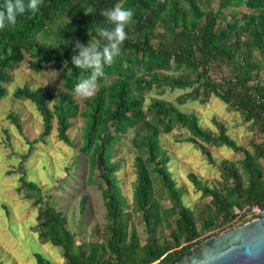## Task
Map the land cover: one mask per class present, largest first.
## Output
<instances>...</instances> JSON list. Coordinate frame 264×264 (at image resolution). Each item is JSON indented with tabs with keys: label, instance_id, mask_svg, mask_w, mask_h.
I'll return each mask as SVG.
<instances>
[{
	"label": "trees",
	"instance_id": "16d2710c",
	"mask_svg": "<svg viewBox=\"0 0 264 264\" xmlns=\"http://www.w3.org/2000/svg\"><path fill=\"white\" fill-rule=\"evenodd\" d=\"M208 0H43L37 13L19 16L15 26L0 30V100L7 94L5 83L11 78L8 68L31 56L30 67L36 71L49 68L62 70L65 90L55 93L18 87V99L31 100L40 111L44 131L30 142V156L35 142L50 135L54 118L58 120V135L71 144V119L84 118L81 152L87 156L90 180L96 174L107 208L106 242L79 243L68 228L64 212L55 206L53 195L46 194L36 180L29 179L21 168L18 189L38 207L40 237L63 249L66 264H174L208 237H203L191 206L183 201L168 163L170 157L161 144V134L170 133L176 126L189 131L183 141L196 144L211 162L208 146H227L245 157L237 166L228 163L220 169L226 185L213 188L196 174L190 179L199 191L212 197L214 210L202 228L221 226L216 234L242 225L250 220L251 210L264 208V144L254 151L239 144L224 125L215 132L201 125L199 118L181 110L168 101L144 106V92L170 88L190 91L177 102H209L212 96L222 99L240 111L246 121H253L264 132V0H219L218 8L208 7ZM246 7L248 12L226 19L229 7ZM113 7L131 8L133 17L125 27L128 34L121 54L111 65L103 68L98 89L86 99L85 109L74 99V86L90 74V70L74 67L71 57L76 41L86 44L99 39L97 26L112 27L102 13ZM224 18V19H223ZM42 35L43 38H39ZM258 53V55H257ZM259 55L261 57H259ZM225 68L220 80L215 67ZM169 71H179L169 74ZM22 130L18 117L10 114ZM130 130L135 131L133 143L138 149L135 187V209L142 212L150 231L162 219V212L177 214L176 226L170 239L160 242L150 238L142 244L136 230L129 231V214L121 194L117 172L120 164L113 160L116 145ZM230 180L232 183H230ZM167 193L173 203L162 210L155 197V183ZM84 196L81 210L87 208ZM235 207L240 213L235 212ZM38 264H55L37 253Z\"/></svg>",
	"mask_w": 264,
	"mask_h": 264
},
{
	"label": "rangeland",
	"instance_id": "374dc122",
	"mask_svg": "<svg viewBox=\"0 0 264 264\" xmlns=\"http://www.w3.org/2000/svg\"><path fill=\"white\" fill-rule=\"evenodd\" d=\"M207 2L208 7L218 8L219 0ZM235 10L239 16L249 11L243 6L229 7L225 10V22L232 20V12ZM39 38L42 39L43 36L40 35ZM30 60L31 56L27 54L23 62L14 63L8 68L11 78L5 83L7 94L0 100V264H38L37 253L55 264H66L62 247L44 241L39 235L38 207L18 189L21 175L19 169L25 171L29 179L36 180L46 194L53 195L56 208L64 212L67 226L79 243L106 242L109 234L106 227L107 208L97 175L89 181L87 156L81 152L84 126L81 115L71 119V144L59 138L58 120L55 117L50 135L35 142L30 156L23 159L22 155L29 151L30 142L42 135L44 122L37 106L31 100L16 98L15 90L24 85L55 93L65 90L62 70L49 68L36 71L30 67ZM225 72V68L217 66L213 70L218 80ZM167 73L177 74L179 71ZM260 79L264 82V69ZM190 90L191 88L172 90L154 87L144 92V106L148 108L153 102L165 100L187 113L195 114L205 128L219 132L220 126L215 122L216 119L226 127L231 137L251 151H254L255 145L264 144L261 127L253 121H246L240 111L216 96H212L207 103L188 101L179 104L178 97ZM73 96L83 111L88 98L78 96L75 92ZM10 114L18 117L22 130L9 117ZM189 135L188 130L176 126L170 133L161 134V144L170 157L169 171L183 192V201L194 210L203 237L217 235L221 230L219 225L209 230L202 228L204 221L214 210V205L211 196L196 188L190 174H196L203 183L213 188H221L226 185V178L220 167L229 162L244 172L241 161L245 155L227 146L210 145L208 147L213 156L211 162L196 144L183 141ZM134 137V130L125 134L116 145L113 158L120 164L116 174L126 211L130 215L129 231L136 230L142 244L150 238L160 242L169 240L170 232L176 226L177 214L162 212L161 222L150 231L142 212L135 209L134 195L138 179L135 161L139 151L133 143ZM261 162L264 168V159ZM155 187V197L160 201L162 210L173 206L170 196L162 191L161 183H155ZM84 196L88 197V203L86 210L82 212L81 202Z\"/></svg>",
	"mask_w": 264,
	"mask_h": 264
},
{
	"label": "clouds",
	"instance_id": "9594fccd",
	"mask_svg": "<svg viewBox=\"0 0 264 264\" xmlns=\"http://www.w3.org/2000/svg\"><path fill=\"white\" fill-rule=\"evenodd\" d=\"M43 0H0V30L15 26L19 16L35 14ZM131 8L113 7L102 15L112 27L97 26L95 32L99 39L86 44L76 41L71 62L76 68L90 70V74L74 86V92L89 98L97 91V80L104 76L103 68L111 65L121 54V46L127 38L126 25L133 17Z\"/></svg>",
	"mask_w": 264,
	"mask_h": 264
},
{
	"label": "water",
	"instance_id": "95a60500",
	"mask_svg": "<svg viewBox=\"0 0 264 264\" xmlns=\"http://www.w3.org/2000/svg\"><path fill=\"white\" fill-rule=\"evenodd\" d=\"M174 264H264V216L205 239Z\"/></svg>",
	"mask_w": 264,
	"mask_h": 264
},
{
	"label": "built area",
	"instance_id": "2783aa9c",
	"mask_svg": "<svg viewBox=\"0 0 264 264\" xmlns=\"http://www.w3.org/2000/svg\"><path fill=\"white\" fill-rule=\"evenodd\" d=\"M236 213H240V209H238L237 207L234 208ZM250 215L252 216V219H256V218H260L264 216V208L261 206H254L251 210Z\"/></svg>",
	"mask_w": 264,
	"mask_h": 264
}]
</instances>
